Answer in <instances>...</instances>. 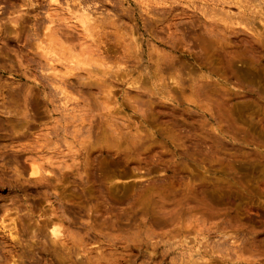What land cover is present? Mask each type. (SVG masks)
I'll use <instances>...</instances> for the list:
<instances>
[{"label": "clouds", "instance_id": "1", "mask_svg": "<svg viewBox=\"0 0 264 264\" xmlns=\"http://www.w3.org/2000/svg\"><path fill=\"white\" fill-rule=\"evenodd\" d=\"M0 264H264V0H0Z\"/></svg>", "mask_w": 264, "mask_h": 264}]
</instances>
